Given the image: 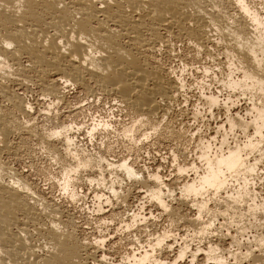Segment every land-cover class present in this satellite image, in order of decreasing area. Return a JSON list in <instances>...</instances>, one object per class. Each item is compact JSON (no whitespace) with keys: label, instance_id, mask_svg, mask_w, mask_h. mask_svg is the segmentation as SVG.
Here are the masks:
<instances>
[{"label":"bare ground","instance_id":"obj_1","mask_svg":"<svg viewBox=\"0 0 264 264\" xmlns=\"http://www.w3.org/2000/svg\"><path fill=\"white\" fill-rule=\"evenodd\" d=\"M250 6L247 0H0V264H264V198L255 192L264 169V17ZM175 43L227 72L212 81L229 92L227 99L198 95L210 113L226 110V124L197 143L191 165L181 166L173 156L171 178L160 170L144 178L131 154L81 149L77 137L111 129L109 121L75 120L81 103L102 98L138 117L122 133L133 148L152 136L149 130L159 131L187 85L175 77L167 84L139 56L172 55ZM204 70L208 77L210 69ZM14 88L34 90L42 102L37 116ZM68 90H81L84 100L66 105ZM241 100L247 104L244 115L233 113ZM65 112L72 120L60 124ZM198 113L190 117L197 120ZM31 139L39 153L61 165L58 187L72 200L78 183L95 187L97 212L104 214L106 207L126 206L129 190L123 184L134 183L154 210L126 207L111 221L101 219L99 237L80 240L65 210L47 201L19 168L28 160ZM155 218L177 230L158 233ZM113 224L130 246L119 259L107 247ZM251 230L256 233L243 244ZM168 251L175 253L173 260L163 257Z\"/></svg>","mask_w":264,"mask_h":264},{"label":"rangeland","instance_id":"obj_2","mask_svg":"<svg viewBox=\"0 0 264 264\" xmlns=\"http://www.w3.org/2000/svg\"><path fill=\"white\" fill-rule=\"evenodd\" d=\"M247 2L249 6L250 5L252 6V8L256 6L253 9L257 10L259 13L261 12L264 17V0H247ZM174 53L170 55V53L168 54L164 52L161 53L160 55L148 54L145 55L144 57L139 56L141 60L145 59L144 62H146V64L149 65L148 68H150L151 71L154 70L155 73L158 74L159 78H161V80L163 81H166L167 84L170 83V81L168 80H171L172 78L174 79L175 77L181 79L183 84L187 85L182 97L179 99L180 103H177L178 105L175 104L173 106L172 111L170 112L169 116L166 117V120H163V123L160 122L159 124L160 129L157 133L156 132L154 133L153 131L149 130L150 132H152L151 134L152 136L148 140L142 143H138V145L136 144L135 146L136 148L135 147L133 148L132 145L135 144H132L129 140H128L129 143L126 142V138L122 134L124 133L123 132L125 130L124 128L126 127L128 128V126L130 127L133 124L132 119L134 121L137 120L138 118L132 111L129 110L131 112L130 113L128 109H126L125 107H121V108L116 107L110 99H109L110 101L108 100V98L106 99L102 98L98 103L97 102L81 103L85 97L83 95V92L81 90H77V91L68 90L67 93L68 92L69 93L67 94L66 105H75L81 103L80 105L82 106V110H81L82 112L78 115V118L75 117V120L78 119L76 121H79L80 123L85 122L88 123V125L89 124L91 125L95 119L94 123H97L100 120H105V121H109L111 124V129H109L110 131L109 130L105 132L99 131L92 138L84 137L83 135L79 136V138L77 137L76 139L77 145L81 149H84L89 153L102 152L104 154H107V152L111 150V153L113 155L118 156L120 158H128L129 155L131 154L129 158L133 160L132 163L134 164L135 169L140 170V172L143 173L144 178L147 176L148 172L151 171L150 173L152 172L155 173L156 170L157 171L160 170L162 176L168 177L174 171V168H172L173 156L175 157L178 156L177 157L178 163L181 166L186 165L189 167L193 162V160L195 159L194 155L196 152V147H197L196 145H198L200 141L203 140L204 138H205L204 140H209L211 136L214 137L216 128L226 124L225 121L226 110L223 109L222 106H220L218 107V109L216 108L213 110L212 113H210L209 108L198 100L199 97L198 95H200L201 92H205L207 94L215 93L216 95L220 96V100L227 99L229 97L228 94L229 92L225 90H223L222 92V90L219 89V87L216 84L212 83L214 79L221 80L222 77H224L225 73L227 72L224 71L222 72V69H220V67L215 69V67H213L212 62L210 60L211 58H209L208 56L206 58L205 54L204 56L203 54H199V55H197V53L195 54L194 50H192L190 47L184 44L175 43ZM204 69L206 70L210 69L208 70L209 72L207 74L208 77L207 76L204 77L205 76L203 75L204 73L203 71H205ZM13 90L15 93L17 92V94H19L21 97L23 96L25 98V101L32 104L35 110V115L37 116L39 110L41 109L42 102L41 103L40 101L38 102L36 97H34V93H33L34 90L28 92L17 91L16 88H14ZM26 93L27 95L25 96ZM236 105L237 107L235 106V108L233 109L234 111L233 113L235 114L240 113V115L242 114L244 115L245 110L247 108V104L241 100ZM192 112H197V113L199 112L198 115L199 114L200 115L198 116L197 120H194L193 118L190 117V114ZM35 115L34 117H36ZM62 115L63 116H60V121H59L60 124L65 123V121H67L66 123H68V121L70 122L72 120L70 119L71 116L69 115V113L65 112ZM134 115L136 118L134 117ZM39 121L41 122L40 125L46 124L49 126V127L46 126L48 128H52L50 127V125L54 126V124L43 122L41 120ZM225 128L226 131H229L228 126H225ZM142 133H143L142 131L138 133L136 132L135 133L136 138H140ZM236 133L240 135V132L236 131ZM231 137L233 136H229L230 142L233 141V138L231 139ZM34 145H36V141H34L33 139L27 141V146L29 151L28 160L24 158L21 161L19 168L23 171L24 170L28 171L29 169L26 168L27 163L28 162L31 164L33 163L32 164L33 166L29 170V173L25 171L27 178L29 179V181L35 184L37 188H39L38 190L39 192H41L40 194L42 196H45L44 198H46L47 201L49 202L52 201L51 203L58 205L63 211L65 210L64 211L65 214L67 213L66 216L67 217L69 216L68 218H71L72 222H74V226H75L74 229L76 230L80 240H89L91 238L94 239L96 237H99L100 235L98 234V230L96 227L100 225L99 222H101L103 219H108L109 221H111V215L113 213L117 214L118 212L126 211L127 208L128 211H131L132 209V211L136 213L142 207L143 210L141 209L142 210L141 212H145V210L146 211L154 210L153 207H151V205L153 204L151 203L149 204V202L147 203V199L143 197L144 193H142L143 190L141 191L140 185H138L137 187L134 186L135 188L132 187L134 183H127L128 185L123 184L124 185L123 188L125 187L124 188L125 190L126 189L129 190V191L126 190L125 192V194L127 193L129 195L126 199L127 201L125 204L126 206H124L125 208L123 207L118 210L115 209L112 210L111 208L106 207V209L108 208L106 210L108 212H105L106 214L105 213L99 214L97 212L96 204L98 203L96 200L93 199V192L95 190V187L93 188L92 186L83 184L82 182L81 183L83 185L81 183H78L77 185H75V189H74L76 193V198L75 200H72L68 195L63 194V192L58 187L59 185L57 181L61 179L60 173L62 172L61 168H59L58 166L61 167V165L57 162L53 163L55 161L53 160L52 157L48 155V153L45 154L46 152L43 153V151L39 153V151L36 150V146L34 147ZM30 146L31 148H34L35 151L33 149L32 151ZM129 150H133V151H129ZM183 152L185 154H183ZM111 153L110 155H112ZM51 158L53 161L51 160ZM34 172L36 173L34 174ZM261 176L263 177L262 182L260 181L257 183L255 192L260 194L261 197L264 198V181H263L264 169L262 170ZM174 182L175 180H170V182L167 181L166 183L171 187L177 188L178 185L176 184V182L175 183ZM137 188H139L140 191ZM140 201L142 202L141 204ZM142 204L144 206H142ZM172 204H173L172 207L176 206V204L174 203ZM94 211L95 213L96 212L97 213L95 214ZM187 214L189 215V213L183 211L181 212L180 215H187ZM154 215L155 217H157L158 216L157 212H154ZM155 219H154L155 225L153 228L158 233L172 231V230L175 232L177 230L175 226L169 227L170 225L168 221L166 222L167 219L165 218L164 219L155 218ZM88 224L89 226H87ZM114 225H116V227ZM180 226L183 227V225ZM110 227H112L113 229ZM109 229L111 231L110 233L111 236L108 238L109 243H107V247L108 249H111V251L109 252L111 258L119 259L120 257L128 253L130 247L129 242L127 241L128 238L127 235L124 233L122 235V233L115 232L116 231L115 229H117V224H113L112 226H109ZM89 230L91 231L89 232ZM255 233L256 230L249 231V233L244 238L246 240H243L242 243L245 244L247 242V238L253 236ZM89 236L92 237L90 238ZM225 248L228 249L229 248L228 245H225ZM174 256L175 253L172 254L171 252L168 251L164 254L163 257L168 260L170 259L173 260L175 258ZM200 260L204 261V257H201ZM232 262L233 261H231L230 263L232 264ZM182 264H189V261L185 260L184 263ZM245 264H249V263H245Z\"/></svg>","mask_w":264,"mask_h":264}]
</instances>
